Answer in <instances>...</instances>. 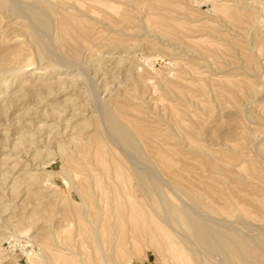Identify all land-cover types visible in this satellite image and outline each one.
I'll return each mask as SVG.
<instances>
[{
  "label": "rangeland",
  "instance_id": "rangeland-1",
  "mask_svg": "<svg viewBox=\"0 0 264 264\" xmlns=\"http://www.w3.org/2000/svg\"><path fill=\"white\" fill-rule=\"evenodd\" d=\"M7 1L9 7L0 4V28H5L4 32L0 29V52L10 48L2 51L0 69L6 78L17 73L18 79L6 95L0 87V264H50L49 254L59 258L57 264H99L101 252L93 226L98 225L106 247V231L113 222H120L115 216L136 205L138 199L145 204L131 170L167 183L146 151L150 137L155 147L172 152L174 163L198 172L199 179L217 184L221 192L229 191L224 183L230 174L195 165L203 158L192 144L203 146L233 171L264 168V22L257 19L258 13L264 16V0H256L258 10L245 14L236 10L233 0H49L50 4L43 0L49 25L31 17L28 6L32 0ZM225 1L234 9L227 15L217 7ZM11 13L20 17L15 15L16 20ZM62 14L71 16V28L63 30L56 23ZM22 18L41 39L47 52L43 59L37 54L40 45L31 43L25 33L18 34L15 44H8L12 31L25 32ZM11 20L17 25L7 28ZM76 28L88 33L86 42ZM67 33L75 37L64 36ZM158 39L163 43L160 48L152 46ZM168 46L170 52L162 48ZM29 53L37 58L29 67H38L35 73L12 72ZM61 83L63 87L58 86ZM31 84L35 90L23 97L22 87ZM113 98L122 105L117 114L131 118L138 129L142 127L136 137L139 153L124 147L110 129L107 106ZM230 144L239 145V151L232 152ZM211 169L214 176L219 175L214 182L207 177ZM194 174L189 173L193 175L189 188L172 183L176 201L184 199L181 204L203 221L240 232L264 248V220L253 217L249 202L241 199L239 205L233 203L219 211L224 202L198 183ZM220 185H225L223 191ZM208 204L213 207L202 206ZM241 205L247 213L238 208ZM124 226L127 236L120 243L124 249L121 264H194L191 258L172 253L168 240L137 236L129 231L128 222ZM180 237L189 241L183 234ZM189 247L209 264L222 261L194 243Z\"/></svg>",
  "mask_w": 264,
  "mask_h": 264
},
{
  "label": "bare ground",
  "instance_id": "bare-ground-1",
  "mask_svg": "<svg viewBox=\"0 0 264 264\" xmlns=\"http://www.w3.org/2000/svg\"><path fill=\"white\" fill-rule=\"evenodd\" d=\"M32 1H33L32 4H29V6H28L29 7L28 11H29L31 17L34 18L35 20H37L38 23L42 22V23H44L46 25H49L50 24V21H49L50 18L48 19V16H47L48 14L46 15V13H45L46 10H43V8L41 7V6H44L42 4L45 2V0H44V2H43V0H32ZM60 1L58 0L57 2H60ZM63 1H61L60 3H62ZM198 1H204V0H198ZM233 1L236 2V3H234L235 5H237L236 10L238 12L241 11L242 13L243 12H247V11L249 12V10H251V9L255 10V8L257 6L256 0H233ZM240 1H242V2H240ZM239 2L243 3L241 8H238V6L240 5ZM7 3H8L7 0H0V4L2 5L3 8L5 7V5L7 7H9V5ZM46 3L50 4L51 1L48 0V1H46ZM47 4H46V6H47ZM53 4H55V2ZM1 5H0V8H1ZM65 5H66V3H65ZM50 6H52V4ZM60 6H62V5H60ZM45 7H44V9H45ZM65 7H63V8H65ZM68 7H69V5H68ZM72 7H73V9H75V8L77 9V7H75V6H72ZM217 7L219 8L220 11H222L223 13H226V15L228 13H231V11L234 10L233 8L230 7V4H227L226 1L223 2V3L218 4ZM7 9H9V8H7ZM68 9H71V8H68ZM57 10L55 12L56 14H57ZM54 11H55V9H54ZM58 11H60V10H58ZM72 11H74V10H70V12H72ZM78 11H76V12L79 13ZM9 12H10V10H9ZM12 12H13V10H12ZM76 12H73V13L76 14ZM55 13H53V14L55 15ZM11 14H13V13H11ZM67 14H68V12H67ZM243 14H245V13H243ZM15 15H17V14H15ZM15 15L13 17L16 18ZM62 15H63V17H61L59 21L57 20L56 23L58 22V24L61 27H63V30H64V27H66L68 29V27L70 26V28H71L72 24L74 23L73 21H71V22H73L72 24H70V22H69V19H70L69 17H71V16H68L66 14H65V16H64V14H62ZM79 15H81V14H79ZM79 15H77V16H79ZM87 15H89V14H87ZM12 16H11V18H13ZM46 16H47L48 20H46ZM50 16L52 17V15H50ZM55 16H57V15H55ZM58 16H61V13H59ZM240 16H243L245 18L247 15L244 16V15L240 14ZM18 17H20V16L17 15V18ZM256 17H255V20H256ZM17 18H16V20H17ZM257 19H258L259 22H264V16L261 13H258V18ZM18 20L20 21V19H18ZM21 21L20 22L23 25L22 28L25 27L23 29L24 30L26 29L25 32L20 34L21 33L20 30H19L20 33H17L19 31H17L16 33H14L12 31V35H11V33L9 34L10 38L8 36V38H9L7 40L8 44H9V42H14V44H15V42H17L19 40L18 34L22 36L25 33L29 37L30 42L32 40V41H34V43L36 42V44L40 45L42 41H41V39H39L38 35L36 34V32L34 31L32 26L30 25L29 21L28 20H23V18L21 19ZM256 22H257V20H256ZM9 23L10 22L6 23V25H4V26L6 27ZM11 24L14 26V24H16V23L13 24V22L11 20V23L8 25L9 27H7V28H11L10 27ZM18 24H20V23L18 22ZM59 25H58V27H59ZM74 26H76V25H74ZM83 27H84V25H83ZM53 28H55V26ZM2 29L4 30L5 28H2ZM24 30H22V31H24ZM56 30H57V28H56ZM77 30L79 31L78 32V37L79 38H81V39L83 38L84 41H85V39L88 40V38H89L88 37V33L84 29L80 28V29H77ZM7 31L9 32L10 30L7 29ZM60 31H61V29L59 30V32ZM61 33H63V32H61ZM69 33H67L68 35L65 34L64 36H70ZM72 35L70 37H72ZM153 35H156V34H153ZM28 37H26V38H28ZM74 37L72 39H74V40L78 39V38L75 39ZM156 39H157V37H156ZM21 40L24 41L22 39V37H21ZM39 40L41 42H39ZM77 41H79V39ZM7 42H5V43H7ZM20 43L18 42L19 45H20ZM161 43H160V41L158 39L157 41H155L153 43L152 46L155 45V46H158V48H160V45L163 44V43L162 44ZM18 44H16V45H18ZM77 44H78V42H77ZM5 45H7V44H5ZM22 46H24V45H22ZM72 47H75V46H72ZM9 48H8L7 51H5L4 48H3V50L5 52H8ZM43 48L44 47H42L41 45L38 47V53L37 54H38V56L41 59H43L47 55L46 50L43 49ZM162 48L170 52L169 46L165 47V48L162 47ZM3 50H1V52H0L1 53L0 57L3 56L2 55V53L4 52ZM13 50H14V48H13ZM10 52H12V51H10ZM15 54H17V53H15ZM8 55H9V53H8ZM11 57H13V56H11ZM35 60H37L35 55L34 56L31 55V53L27 54V56L24 58L23 61H21V62L19 61L20 62V66L18 67V65H17L18 68L13 69L12 72L20 71L21 75L22 74H26V73H30V75H33L35 73V71L38 69V67H35L32 70L29 67L30 66L32 67V65L35 64ZM38 60H39V58H38ZM1 61H2V59H1ZM148 61H151V59H148ZM39 69H41V68H39ZM45 69H46V67H45ZM9 70L11 71V69H9ZM9 70H7V71L9 72ZM4 73H5V71L3 72L0 69V78L1 77H5V78H1L0 79V87H2V93H3L2 95H4V94L6 95L7 90L10 88V86L13 85V83L15 81V78L18 79V76H17L18 74L17 73H16V75L13 78H10V77L6 78V76H4ZM252 81L250 80V83H252ZM245 82H243V83H245ZM247 83H249V81ZM62 84L63 83L58 84V86H60ZM41 87H42V85H41ZM61 87H63V85ZM244 87H245V90H247V87H248L247 84L244 85ZM34 88H35V85H33V84L28 85L27 87H22L21 90H23L24 94H22L23 93L22 92L21 95H23V97H27V95L29 94L30 91L33 92L32 90ZM249 88L250 87H248V89ZM252 89H250V90H252ZM64 90H66V89H64ZM201 90H202V88H201ZM50 92L52 93V91H50ZM238 92H239V90H238ZM202 95H203V93H202ZM44 96L46 97L47 95H44ZM11 100H12V98H11ZM121 106L122 105L120 103V100L119 99L117 100V99H114V98L110 100V103L107 106V108H109L107 110V112H109V113H107V118H108V123L110 125V129L116 135V137L118 138L119 142L121 144H123L124 147L126 146L127 148L137 152L139 150V148H138L137 143H136V137H137V134L139 136L140 130H141L142 127L140 129H138L139 127L135 124L136 123L135 121H134L135 123H132L133 121L132 122L129 121V120H131V118L129 120L127 119L129 116L126 118L127 120H125L126 115L123 116L124 119L122 117H120L117 114V109H120ZM27 111L28 110H26V112ZM156 132H157V129H156ZM159 133L157 132V134H159ZM164 133L165 132H163V134ZM150 136H151V134H150ZM163 136L166 138L165 135H163ZM101 137H102V135H101ZM164 137H163V139H164ZM111 138H110V140H111ZM150 138H151V140L148 139V141L151 142L152 141V137H150ZM105 139H104V141H105ZM159 139H157V142L159 141ZM100 140H99V142H101ZM164 141H165V139H164ZM150 142L145 144L146 145L145 146L146 147V151L150 155V159L152 160V163L154 164V166L159 169V172H161L160 174L164 177L163 179H165V180H163V181H167V183H162L161 182L162 179H161L160 182L155 180L154 178H153L154 180H152V178H149V177H151L149 175H148L149 176L148 177L147 175H145L144 173H142L140 171L131 170V173L133 175L134 182H135V185H136L135 186L136 191H138L144 197L145 204L143 202H141L140 199H138L136 201V205H134L133 207L129 206L128 210L126 209L127 211H125V212L121 211V213L119 212V216L118 215H117V217L115 216L116 219H118V218L120 219L119 220L120 222L118 224L113 222L112 225L110 226V228L108 229V231H106V233H105V235H106L105 237L107 238V246L106 247L102 243V238L100 236V229H99L98 225L97 224L96 225L92 224V225H94L93 227H94V230H95V242H96L97 248H99V250L101 252V258L99 260V264H121L122 257L124 256V249L121 248V244L120 243L124 239V237L127 236V230H126V228L124 226V222L125 221L129 223V231L133 232V234H136L137 236H150V237H153V238L158 239L160 241L168 240L167 241L168 242L167 246L168 247L172 246V248H173V252L172 253L176 254L177 256L185 257L184 258L185 260H186V258H191V260L193 261L194 264H209V263L205 262L204 258H202L200 255L196 254V252L194 253L193 250H196V249L194 248L192 250V248L189 247V243L190 244L194 243L195 245L200 246L202 249H204L206 252L210 253L211 255H214V256L215 255H219L221 257L222 261L220 263H217V264H264V248H263L261 242H260V244H258L257 242H255L254 240H251L246 235H244V234H242L240 232L229 231V230H226V229H221L218 226L216 227V226H213L211 224H208L207 222L203 221L201 219V217H199L195 213L191 212L189 210L188 206H186L184 204H181L182 201L184 200L183 198H181L183 200L179 199V200H181V203L179 201L178 202L176 201L178 199H175V197H173V194H172L173 190H171V188L173 187L172 183L175 186H182L184 188H185V186H188V188H189V185L191 184V182L189 183V177L193 176V175L189 176V173L190 174H194V172L191 173V171H189L188 167H183L185 165H181L182 166L181 167L180 165L178 166V163L177 164L174 163V161L172 159L173 156L171 157L172 152H170L167 149L164 150L165 149L164 147H162V150H160L161 148H158V146L155 147L154 144H152ZM94 144H96V143H94ZM98 144H96V145L98 146ZM107 145H109V144H107ZM177 145H180V146L182 145L183 146L182 143L181 144L178 143ZM86 146H87V144H86ZM89 146L90 145L88 144V147ZM160 146H161V144H160ZM162 146H164V145H162ZM230 146H231L230 149H231L232 152L239 151V149H238L239 145L236 148L234 146H232L231 144H230ZM191 147L195 150V152L199 156H201L203 158L200 161H197V162L194 161V163L196 162L195 165H197L199 168H203V167H207L208 168L209 167V168H214V170L216 168L220 173H223L224 171H228V174L233 175L232 176L233 179H231L232 177L230 175L226 174V177H225L226 178L225 179L226 182L224 184H227V189H229V191H223L225 185H224V187H223V185H220V187L222 186V188H223L222 189L223 192H221V190L218 188L219 186L216 187L217 184L212 185L213 183H210V181H208V179H206V178L205 179L207 181H205L204 179L203 180L199 179V178H202V176L200 175L201 177H199L198 172L197 173L195 172V174H194L195 177L198 176V181H199V182L197 181L198 183L202 184L205 189H208L211 193H213V196L215 195V198L218 197L217 199H221L220 201L224 202V204L222 205V208L221 209L218 208L219 211L227 210L230 207L229 205H231L233 203L235 205H239V202L242 199L241 200L242 202L243 201H248L249 202V205L252 208L251 213L253 212L252 215H253L254 218L263 219L264 220V168H253L252 166H250V168H237V169L234 168L235 171H233V168H230L229 165H228L229 168H226V166L223 167L221 165V162L218 163V161H216L217 159H215L211 155H209V151L207 149H205L203 146L195 145V143H194V144L191 145ZM226 147H228V146H226ZM262 147H263V144L260 146L261 151L263 153V148L264 147L263 148ZM83 152H84V149H83ZM210 152H211V150H210ZM138 153H139V151H138ZM176 153L178 154V152H176ZM236 154H238V153H236ZM72 159H73V157H72ZM194 163H192V164H194ZM222 164H225V163H222ZM213 171H212V169L208 170L207 177H209L212 180L215 179V178L219 179V175L214 176V174H213L214 172ZM91 172H93V171H90V173ZM157 174H158V172H157ZM156 175H155V178H156ZM32 176H34V177L36 176L37 179H35L36 177L34 178ZM32 176H31V178H34L35 180H38L40 178V177L38 178V176L35 175V174H33ZM26 178H28V177H26ZM196 179H193V180H196ZM38 181H36V182L38 183ZM211 182H214V180L211 181ZM168 184H170L171 187H169L170 185H168ZM192 185L194 186V184H192ZM202 185H200L201 187H199V188H202ZM197 188L194 187L195 190ZM199 188H198V190H199ZM82 189L84 190V188H82ZM189 192H190V190H189ZM34 193L35 192H30V195H33ZM112 193H113V191H112ZM92 194H93V192H92ZM199 194H200V192H199ZM113 195H114V193H113ZM175 195L177 197V193H175ZM207 197H208V194H207ZM208 199L211 200L210 197ZM195 200L198 201L197 199H195ZM211 201H214L213 198H212ZM217 203L214 202L212 204L215 206V204L217 205ZM202 206L203 207H208V209L213 207V206H211L209 204H208V206L207 205H202ZM218 207H220V206H218ZM244 207L242 205L238 206V208L239 209L241 208L240 210H242L245 213L246 210H245ZM247 211H248V209H247ZM251 213L249 212L250 215H251ZM84 217L86 218L87 221H89L87 214H85ZM224 221H225V219H224ZM133 226L135 228H133ZM181 234L186 236V238L189 241H184L183 239H181V237H180ZM128 243H130L129 240L127 241V244ZM168 244H170V246ZM44 248H45V246H44ZM45 249H46V251L49 254L48 248H45ZM1 251L2 250H0V252ZM26 255L28 256V253ZM49 257H50V260H51L50 264L59 263V260L57 261V259H59L58 257L56 258L55 256H52L50 254H49ZM62 258L63 257H61V259ZM28 259L30 261L34 262V258L33 257H29L28 256ZM41 260H42V262L46 261V259H42V258H41ZM6 261H7V259H6ZM71 263H72L71 261L61 262V264H71ZM80 264H84V262L80 261Z\"/></svg>",
  "mask_w": 264,
  "mask_h": 264
},
{
  "label": "crops",
  "instance_id": "crops-1",
  "mask_svg": "<svg viewBox=\"0 0 264 264\" xmlns=\"http://www.w3.org/2000/svg\"><path fill=\"white\" fill-rule=\"evenodd\" d=\"M141 264H154V263H152V262H142Z\"/></svg>",
  "mask_w": 264,
  "mask_h": 264
}]
</instances>
